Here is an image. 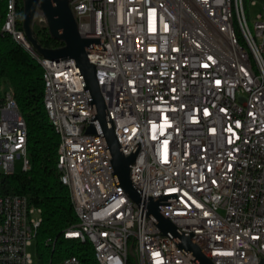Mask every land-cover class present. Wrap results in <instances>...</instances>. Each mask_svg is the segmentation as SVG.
I'll return each instance as SVG.
<instances>
[{
	"label": "built area",
	"instance_id": "1",
	"mask_svg": "<svg viewBox=\"0 0 264 264\" xmlns=\"http://www.w3.org/2000/svg\"><path fill=\"white\" fill-rule=\"evenodd\" d=\"M1 1V0H0ZM71 0L105 105V119L127 156L141 201L120 184L90 95L72 58L43 59L49 106L65 136L61 181L74 187L77 221L66 229L91 233L107 264H200L163 234L158 211L212 264H264V0L252 26L245 1ZM18 0L0 13V30L32 46L19 25ZM244 35L246 46L237 45ZM253 60V67H245ZM92 125L93 132H87ZM100 140V147H91ZM188 143L197 152L188 153ZM30 167L27 126L10 86L0 78V264H30L39 207L25 194L3 191V177ZM84 242V241H82ZM54 241H52V247ZM58 264H72L70 255Z\"/></svg>",
	"mask_w": 264,
	"mask_h": 264
},
{
	"label": "trees",
	"instance_id": "2",
	"mask_svg": "<svg viewBox=\"0 0 264 264\" xmlns=\"http://www.w3.org/2000/svg\"><path fill=\"white\" fill-rule=\"evenodd\" d=\"M18 5L22 22L21 0ZM4 0L0 1V13ZM20 10V11H19ZM2 19L0 18V25ZM34 33L43 47L57 48L63 42L49 36L45 23L36 20ZM42 66L33 55L0 30V78L11 87L27 126V171L3 177V191L25 194L40 209L41 221L35 236L39 264H58L65 255H75L81 264H98L87 240L67 238L64 231L76 223L69 188L57 169L59 135L43 104ZM52 241L54 246L52 247Z\"/></svg>",
	"mask_w": 264,
	"mask_h": 264
},
{
	"label": "water",
	"instance_id": "3",
	"mask_svg": "<svg viewBox=\"0 0 264 264\" xmlns=\"http://www.w3.org/2000/svg\"><path fill=\"white\" fill-rule=\"evenodd\" d=\"M22 22L21 28L28 42L34 50L46 58H72L77 66L84 88L90 95V103L94 110V118L97 121L105 143L111 153L114 167L120 181L130 198L139 203L141 197L132 187L129 179V164L133 162L136 151L124 156L118 150V143L113 133V128L108 127L105 119V105L95 79L94 64L86 58L85 48L98 42L96 38L82 37L77 30L76 19L69 6V0H21ZM43 19L49 36L63 42L61 47H43L34 33V23L37 17ZM93 126L87 128V132H93ZM158 198H149L147 202V215L156 218L157 224L164 235L174 239L181 247L189 250L200 264H212L202 255L198 248L190 242V234L179 233L174 225L159 214Z\"/></svg>",
	"mask_w": 264,
	"mask_h": 264
},
{
	"label": "bare ground",
	"instance_id": "4",
	"mask_svg": "<svg viewBox=\"0 0 264 264\" xmlns=\"http://www.w3.org/2000/svg\"><path fill=\"white\" fill-rule=\"evenodd\" d=\"M10 1L12 0H4L3 11H9ZM69 2H71V0H69ZM238 2L239 0H228L227 8H234V5H237ZM231 20H234V26L249 27V23L247 22V19H239V13H231ZM4 32L8 34L14 41L19 43L22 47H24L27 51H29L33 55V57L39 62V64L42 66L43 69V59L39 57L38 54L35 53V50L32 46H27V44L24 43L23 38L14 36V29H6L4 30ZM237 45L246 46V38H244V35H237ZM245 67H253V60H245ZM75 75H79L77 66L75 68ZM42 79H43V104L51 124L53 125L55 131L59 135V144L57 147V169L61 180V168H63V160H61V149H63V146H65V136H63V130L60 129L59 122L53 119L52 112H50L49 95H47L49 91V75L46 74L45 70H43L42 72ZM91 147H100V140H91ZM196 152H197V143H188V153H196ZM61 182L69 188L73 208L74 210H78V202L76 198H74V187H71L70 183H65V181H61ZM63 234L66 237V230L64 231ZM73 237L81 241L87 240L88 242H90L93 249L94 258L96 259L98 264H107V262H104V258L101 257L100 247H96V239H94L93 234L73 232ZM69 255L72 264H81V262L75 255L73 254H69Z\"/></svg>",
	"mask_w": 264,
	"mask_h": 264
},
{
	"label": "rangeland",
	"instance_id": "5",
	"mask_svg": "<svg viewBox=\"0 0 264 264\" xmlns=\"http://www.w3.org/2000/svg\"><path fill=\"white\" fill-rule=\"evenodd\" d=\"M260 6H261V4L259 1H257L255 4H251L249 2V0L245 1V10H246V15H247V22L249 23L250 26H252L253 18L259 13ZM40 20L43 21V19H40ZM15 169L17 172L20 171V161H16ZM32 216L34 217V219H38L40 217L39 211L35 210L34 213L32 214ZM26 249H27V252H29L31 255L32 262L30 264H39L35 241L33 240L29 245H27Z\"/></svg>",
	"mask_w": 264,
	"mask_h": 264
},
{
	"label": "flooded vegetation",
	"instance_id": "6",
	"mask_svg": "<svg viewBox=\"0 0 264 264\" xmlns=\"http://www.w3.org/2000/svg\"><path fill=\"white\" fill-rule=\"evenodd\" d=\"M40 19H41V17H40V16H38L36 20H40Z\"/></svg>",
	"mask_w": 264,
	"mask_h": 264
}]
</instances>
